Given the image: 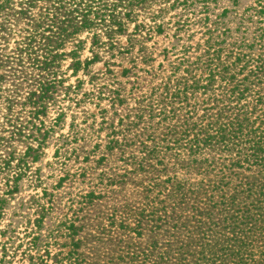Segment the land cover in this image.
<instances>
[{
    "label": "rangeland",
    "instance_id": "1",
    "mask_svg": "<svg viewBox=\"0 0 264 264\" xmlns=\"http://www.w3.org/2000/svg\"><path fill=\"white\" fill-rule=\"evenodd\" d=\"M122 1L107 0L122 31L98 21L63 49L49 134L5 196L0 264H264V0ZM9 13L7 53L29 22ZM7 74L0 131L16 85L18 102L30 91L26 70Z\"/></svg>",
    "mask_w": 264,
    "mask_h": 264
},
{
    "label": "trees",
    "instance_id": "2",
    "mask_svg": "<svg viewBox=\"0 0 264 264\" xmlns=\"http://www.w3.org/2000/svg\"><path fill=\"white\" fill-rule=\"evenodd\" d=\"M118 1L120 4L124 3L122 0ZM9 2V0L0 1V16L10 10L9 20L13 16L18 18L17 20L28 18L29 22L22 40L16 43L10 53H7L11 39V30L8 26L10 21L3 20L0 23V71L2 72L0 92L4 81L7 80V73L12 74L16 81H20L25 78V70L30 91L26 101L18 102L17 98L25 90V84L16 85V95L12 96L16 98H9L8 114L0 131V165H4L3 171L6 172L7 177L5 182L7 190L0 193V218L7 201L5 196L16 191L17 183L23 177L25 171L23 166L27 165L26 157L35 154L42 144L39 140L42 138L44 141L49 134V129L46 127L49 107L46 102L52 99L54 92L56 93L64 85L61 72V63L67 57L64 47L82 30H92L97 27L98 21L105 24L108 20L111 23L106 33L108 38L115 34L114 27H117L116 31H122L123 27L122 13L109 8L107 0H28L27 7L18 11L11 9ZM42 3L44 6L39 5ZM115 7L117 8V5ZM36 8L39 9V15L31 19L30 16ZM131 12L132 10L124 15L129 16ZM70 54L73 58L77 56V52L74 51ZM63 116L64 113L61 112L56 122ZM242 130L243 127L238 129L240 132ZM34 141H37V149L32 146ZM17 142L26 148L19 158L15 147ZM252 148L254 151L252 155L259 157L261 155L259 152L264 150V137ZM9 172L13 175H9Z\"/></svg>",
    "mask_w": 264,
    "mask_h": 264
}]
</instances>
